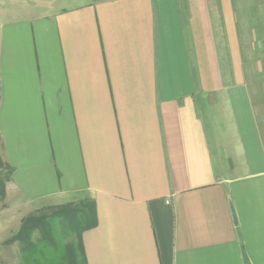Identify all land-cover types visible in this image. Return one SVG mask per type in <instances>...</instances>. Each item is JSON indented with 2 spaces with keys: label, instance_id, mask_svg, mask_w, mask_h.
Segmentation results:
<instances>
[{
  "label": "crops",
  "instance_id": "obj_1",
  "mask_svg": "<svg viewBox=\"0 0 264 264\" xmlns=\"http://www.w3.org/2000/svg\"><path fill=\"white\" fill-rule=\"evenodd\" d=\"M22 2L0 3V243L93 200L88 264H264V0Z\"/></svg>",
  "mask_w": 264,
  "mask_h": 264
},
{
  "label": "trees",
  "instance_id": "obj_2",
  "mask_svg": "<svg viewBox=\"0 0 264 264\" xmlns=\"http://www.w3.org/2000/svg\"><path fill=\"white\" fill-rule=\"evenodd\" d=\"M0 168L4 170L3 173H0V198L4 199L5 185L10 180L14 169L1 161ZM51 210L53 211L49 214L31 215L26 218L20 231L5 244L20 242L23 264H88L82 244V235L98 225L95 202L85 200L79 205L56 207ZM58 227L74 232L77 246L75 244L68 246L59 244L56 237ZM36 231L41 233V242L39 243L44 244L48 250L51 248L47 254L32 240V234ZM41 254L43 256L40 257ZM54 254L55 256H53Z\"/></svg>",
  "mask_w": 264,
  "mask_h": 264
},
{
  "label": "rangeland",
  "instance_id": "obj_3",
  "mask_svg": "<svg viewBox=\"0 0 264 264\" xmlns=\"http://www.w3.org/2000/svg\"><path fill=\"white\" fill-rule=\"evenodd\" d=\"M26 2L30 3L32 0H25ZM2 2V0H0V3ZM26 2H22V5H20L22 8H24V6L28 5ZM19 4L17 3L13 5V14L15 12V10H17V12L21 11L18 8ZM29 6V5H28ZM20 7V8H21ZM19 14L16 15V17L18 18ZM14 17V18H16ZM22 19H17V20H13V21H21ZM1 141V140H0ZM1 145V142H0ZM0 161L3 162V157H2V149L0 148ZM3 169L0 168V173H3ZM5 198V197H4ZM3 199L0 198V201H2ZM73 205H77V204H73ZM79 205V204H78ZM51 208H55V207H45L44 209H41L40 211L36 212V213H32L31 215H42V214H49L51 213L53 210H51ZM50 209V210H49ZM29 215V216H31ZM29 216H27L26 218H28ZM24 218L22 223L20 224L19 222L20 219L19 218H14L13 215V221H12V232L13 234L9 237L5 238L3 243H0V264H23V254L21 252V244L19 241H16L14 243L11 244H5L7 241H9L10 239H12L21 229L24 220L26 219ZM18 221H15L17 220ZM8 220V218H7ZM56 237L57 240L59 242V244L63 245V246H68L71 244H75V246H77V238H76V234L74 232H72L71 230L68 229H63V228H57L56 229ZM32 240L34 241V243H37L38 247L40 249H44L46 251V254L51 251V248H46L44 246V244H41L39 242H41V233H39L38 231L34 232L32 234ZM43 251V250H42ZM56 254V252H54ZM55 254L53 256H55ZM43 256L42 254L40 255V257Z\"/></svg>",
  "mask_w": 264,
  "mask_h": 264
}]
</instances>
